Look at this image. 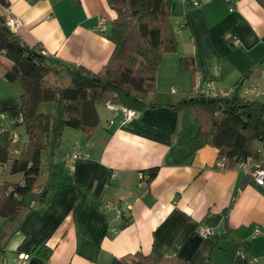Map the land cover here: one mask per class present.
I'll return each instance as SVG.
<instances>
[{
	"label": "crops",
	"instance_id": "0c3cea01",
	"mask_svg": "<svg viewBox=\"0 0 264 264\" xmlns=\"http://www.w3.org/2000/svg\"><path fill=\"white\" fill-rule=\"evenodd\" d=\"M7 1L0 13L17 19V35L53 62L93 74L109 64L117 14L108 0ZM167 1L178 48L163 56L146 95L150 106L136 107L139 117L124 123L100 103L97 128L65 129L60 143L71 142L72 151L52 147L42 154L46 177L37 180L32 208L14 222L0 218L3 264H21L22 254L28 264H113L137 254L185 264H264V188L241 171L214 168L219 151L200 137L199 108L186 102L196 76L221 89L260 82L264 0ZM182 58H193L195 75L181 69ZM5 73L0 65V134L22 124L21 91ZM253 99L264 105V97ZM56 110L54 103L40 108ZM76 146L89 157L71 169L65 155ZM153 168H159L155 179L143 182ZM106 204L130 209V217L118 218ZM200 227L215 235L201 237Z\"/></svg>",
	"mask_w": 264,
	"mask_h": 264
},
{
	"label": "trees",
	"instance_id": "16d2710c",
	"mask_svg": "<svg viewBox=\"0 0 264 264\" xmlns=\"http://www.w3.org/2000/svg\"><path fill=\"white\" fill-rule=\"evenodd\" d=\"M108 3L117 14L110 35L115 51L109 64L98 74L53 62L41 47L25 44L6 25L4 14L0 13V57L10 62L5 64L0 58V65L6 68L5 80L19 84L21 89V126L27 133L21 151L17 150L14 129L0 134V166L10 163V173L22 176L17 184L0 183V218L7 223L18 220L37 200L33 191L43 170L42 154L59 147L65 129L90 133L97 128L100 103L124 105L134 110L150 106L146 95L155 87L163 56L178 48L167 0H108ZM0 7H9L8 1L0 0ZM181 69L195 75L193 58H182ZM76 72L91 80L78 78ZM64 75L70 79L68 87L63 82ZM94 78L98 81H93ZM202 100L189 98L186 102L199 108V135L206 144L218 149V159L228 160L232 167L235 161L256 153L250 147L254 140L264 142L262 103L239 97L237 109L233 110L226 100L213 99L212 103H208L212 99L206 103ZM49 103L57 105L56 112L42 113L41 106ZM55 117L59 118L57 128ZM15 151L19 156L13 158ZM158 172L159 168H153L144 173L149 177L147 182L154 180ZM44 194L45 190L39 198ZM48 255L46 252L45 258ZM113 264L185 263L137 254L116 259Z\"/></svg>",
	"mask_w": 264,
	"mask_h": 264
},
{
	"label": "built area",
	"instance_id": "2783aa9c",
	"mask_svg": "<svg viewBox=\"0 0 264 264\" xmlns=\"http://www.w3.org/2000/svg\"><path fill=\"white\" fill-rule=\"evenodd\" d=\"M195 6H199L198 2L194 3ZM234 11L233 7L230 9ZM6 25L14 32H17L21 26V23L15 18H6ZM106 21L102 20L99 24V30L104 32L106 30ZM240 40L234 39L233 46H240ZM176 91L173 90V93ZM243 96H253L255 98L264 97V67L261 69V80L258 83H254L251 85H244L242 83L237 84L236 86L228 89L219 88L214 82L207 81L203 79L201 76H196L193 83V91L191 98L195 99H232L233 97H242ZM107 105L111 108L114 116H118L121 114L124 117V123H130L131 121L137 119L139 117V112L128 108L124 105H117L107 103ZM15 141L17 138H15ZM89 156L82 152L80 147L76 146L74 148L73 153H68L65 155V160L68 166L71 169H74V163L80 159H86ZM214 168L218 171H226L229 169H235L243 172L245 175L250 177L254 183L260 187L264 188V148H260L256 151V153L244 158L235 161V164L230 167L229 162L226 159H218L215 163ZM149 177L142 174L141 180L148 181ZM105 209L108 212L114 213L120 219H127L130 217V209H122L120 206L114 204H106ZM117 232V231H115ZM198 233L203 238L213 237L214 231L209 227H200L198 228ZM261 230L257 228L255 230V235H259ZM29 257L28 255H21V264H28Z\"/></svg>",
	"mask_w": 264,
	"mask_h": 264
},
{
	"label": "rangeland",
	"instance_id": "374dc122",
	"mask_svg": "<svg viewBox=\"0 0 264 264\" xmlns=\"http://www.w3.org/2000/svg\"><path fill=\"white\" fill-rule=\"evenodd\" d=\"M52 81H53V78H52ZM63 82L65 84V86H69L70 84V79L68 77H63ZM17 87V89H20L19 87V84L15 83L13 84ZM21 91V89H20ZM17 95V94H16ZM18 98L20 99L21 98V92L19 93L18 95ZM242 99H245L246 101H250V102H253L254 99H253V96H243L242 95ZM52 103H49V104H45V105H51ZM8 112L5 113V117H6V114ZM14 131L16 132V136L15 138H17L16 141H18V144H17V150L18 151H21L23 145L25 144L26 140H27V133H26V130H25V127L24 126H17L14 128ZM62 139H63V135H62V138H61V143H62ZM60 143V146L58 148H62V150H64L63 152L65 151H72V148H73V145L71 142L68 143V145H61ZM263 146V143L262 142H259L258 140H254L252 143H251V150L253 151H257L259 148H261ZM46 152V151H45ZM43 152V153H45ZM73 152H74V149H73ZM71 152V153H73ZM19 152L15 151L14 154L12 155L13 158H16L19 156L18 154ZM46 157L45 155L43 156V158ZM46 159L44 160V163H43V171L46 170ZM10 169H11V164H7L6 166H0V183H9V184H17L18 183V179H17V175H12L10 173ZM46 173V172H45ZM42 175L40 176V179H39V182H43L45 180V177L46 175ZM44 176V177H43ZM5 223V222H4ZM4 236H1V239H3ZM5 257H1L0 256V259H1V264L4 263V261L2 262V260L4 259ZM6 259V258H5Z\"/></svg>",
	"mask_w": 264,
	"mask_h": 264
},
{
	"label": "water",
	"instance_id": "95a60500",
	"mask_svg": "<svg viewBox=\"0 0 264 264\" xmlns=\"http://www.w3.org/2000/svg\"><path fill=\"white\" fill-rule=\"evenodd\" d=\"M75 74H76V76H77L78 78H81V79H83V80L86 81V82H89V81L91 80L90 77L85 76V75H81L80 72H76ZM92 80H93V81H98V79H96V78H94V79H92ZM238 101H239V97H238V96L233 97L232 99H226V103L231 104V108H232L233 110L237 109V105H236V103H237ZM202 102H203V103H206L207 100L204 99V100H202ZM212 102H213V100H208V103H212ZM58 125H59V118H58V117H55V126H56V128L58 127Z\"/></svg>",
	"mask_w": 264,
	"mask_h": 264
}]
</instances>
